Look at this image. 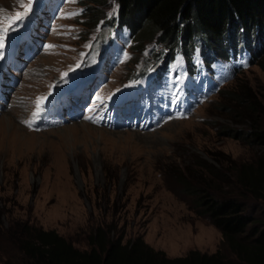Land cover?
Segmentation results:
<instances>
[{"label":"rangeland","instance_id":"obj_1","mask_svg":"<svg viewBox=\"0 0 264 264\" xmlns=\"http://www.w3.org/2000/svg\"><path fill=\"white\" fill-rule=\"evenodd\" d=\"M111 2L108 13L117 4ZM15 5L21 6V0H0V13L7 8L13 10ZM91 7L102 6L86 0H64L59 11L61 27L47 37L52 51L34 59L21 76L15 102L0 113L2 229H7L12 219L28 221L45 230H55L79 249H88L89 236L100 227L107 230L109 237L122 236L123 242L140 235L169 257L185 256L191 250L207 254L219 250L226 264H238L236 257L221 245L220 231L196 204L195 193L197 188H217L221 194L233 195L237 190L235 170L264 154V147L245 136L250 126L237 123V114L247 113L246 105L236 107L232 100L230 113L223 101L225 95L239 97L245 92V97L257 101L258 110L253 116L264 121V36L255 60L247 69L238 67L234 78L221 88L225 90L223 96L218 91L201 99L194 90L196 86L181 90L185 107L180 117L158 129H104L82 120L31 130L28 116L32 103L48 92L62 69L72 60L75 62L77 50L94 33L95 23H88ZM117 21L122 27H113H127L136 37L128 50L131 59L110 72L106 91L121 86L132 69L151 60L146 55L154 56L160 48L145 50L151 48L150 42H156L158 47L166 45L154 37L145 39L139 50L136 34L146 36L149 27L133 31L128 24ZM257 35L262 36L261 32ZM124 38L126 34L121 33L117 41L121 43ZM240 44L241 38H235L232 47L239 48ZM116 51L112 49L113 54ZM202 78L204 73L197 77ZM236 84L238 91L234 92ZM105 101L102 106L125 115L132 113L143 124L149 120L140 107L133 110L124 103L127 109L122 110ZM0 242V257H11L15 263V247L5 237Z\"/></svg>","mask_w":264,"mask_h":264},{"label":"trees","instance_id":"obj_2","mask_svg":"<svg viewBox=\"0 0 264 264\" xmlns=\"http://www.w3.org/2000/svg\"><path fill=\"white\" fill-rule=\"evenodd\" d=\"M86 1L102 6L88 10V23L96 26L98 18L113 19L106 10L111 0ZM114 1L121 23L128 24L133 31L149 27V35L136 34L139 50L145 39L154 37L168 49L176 47L179 41L190 48L198 36L203 37V42L211 45L213 51L222 53V47L235 38L264 33L261 25L264 24V0ZM232 90L238 91L237 84ZM219 92L223 96L225 90ZM245 94L225 95V108L232 113L229 106L233 101L236 107L245 104L247 113H238L237 123L249 125L245 136L264 147V121L261 123L253 116L258 110L257 101ZM234 179L237 190L233 195L221 194L217 188H197L196 204L220 231L221 245L236 257L238 264H264V154L251 163L240 165ZM9 223L3 230L0 219V239L5 237L15 247L18 258L14 263L11 257H0L1 264H226L219 250L212 254L191 250L185 256L169 257L146 243L140 235L123 242L122 236L109 237L107 230L100 227L89 236V248L79 249L53 229L45 230L28 221L12 219Z\"/></svg>","mask_w":264,"mask_h":264},{"label":"clouds","instance_id":"obj_3","mask_svg":"<svg viewBox=\"0 0 264 264\" xmlns=\"http://www.w3.org/2000/svg\"><path fill=\"white\" fill-rule=\"evenodd\" d=\"M263 36H264V33L262 34V36H258L257 34H255V36H252V35H249L248 37H246V36H244L243 38H241V40L244 42V45H243V47H244V49L245 50H247V52H249V56H250V60H249V63H248V66L246 67V69L249 67V65L251 64V62L252 61H254L255 60V57H256V55L259 53V51H260V49H261V47H262V45H263ZM197 39H200V42H202L203 43V45L205 46V48H207L208 47V49H210V50H212L213 51V49H211L210 48V46H209V44H205L203 41V37H198L197 36ZM178 45V44H177ZM181 46L183 47V48H185L184 47V45H183V43L181 44ZM165 48H167V46H165ZM186 49V48H185ZM188 50H190L191 49V47L190 48H187ZM170 50V52H172V50H173V48L172 49H169ZM222 53H218V52H216L217 54H218V56H224L225 55V53H226V51H225V46H223L222 47ZM132 71L133 70H131V75H132ZM239 72V71H238ZM237 74V72L235 73V75ZM131 75H130V77H131ZM234 75V76H235ZM234 76L232 77V78H230V79H228L221 87H220V89L218 90V91H220L221 90V88L227 83V82H229L230 80H232L233 78H234ZM129 78V77H128ZM217 91V92H218ZM216 92V93H217ZM216 93H214V94H216ZM212 96V95H211ZM209 98V97H208ZM168 122H170V121H168ZM168 122H165L164 124H162L160 127H162V126H164L165 124H167ZM159 127V128H160ZM99 128H102V127H99ZM104 129H113V128H104ZM158 129V128H157Z\"/></svg>","mask_w":264,"mask_h":264},{"label":"snow or ice","instance_id":"obj_4","mask_svg":"<svg viewBox=\"0 0 264 264\" xmlns=\"http://www.w3.org/2000/svg\"><path fill=\"white\" fill-rule=\"evenodd\" d=\"M33 3H34V0H28L27 4L23 3V0H21V7L24 9V11L23 12H17L13 19L18 20V21H22L32 11V4ZM3 47H4V43H3V41H0V49H2ZM0 56H2V53H0ZM44 100H46V97L38 98L37 103H36V111H34L32 113L33 118L38 117L40 115V113L43 111L42 103Z\"/></svg>","mask_w":264,"mask_h":264},{"label":"bare ground","instance_id":"obj_5","mask_svg":"<svg viewBox=\"0 0 264 264\" xmlns=\"http://www.w3.org/2000/svg\"><path fill=\"white\" fill-rule=\"evenodd\" d=\"M117 96H118V95H113V96H111V98H110V100H108V102L110 101L111 104L114 103V102L112 101V99H116V101H117L118 103H120V102L118 101L119 99H121V100L123 101L122 97L118 98Z\"/></svg>","mask_w":264,"mask_h":264}]
</instances>
